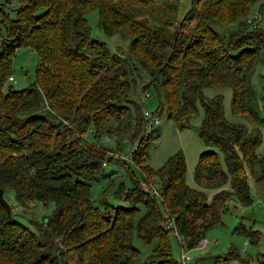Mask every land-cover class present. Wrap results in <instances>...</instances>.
Listing matches in <instances>:
<instances>
[{
  "label": "trees",
  "instance_id": "1",
  "mask_svg": "<svg viewBox=\"0 0 264 264\" xmlns=\"http://www.w3.org/2000/svg\"><path fill=\"white\" fill-rule=\"evenodd\" d=\"M255 2L264 18V0L0 5V188L10 211L0 204V264H135L133 234L152 243L140 264H177L169 234L180 250H190L219 222L229 198L251 203L247 175L264 180V105L250 84L255 66L264 64V29L245 22ZM92 11L104 37L127 39L124 52L91 36L86 15ZM18 47L36 56L33 83L2 91ZM150 89L156 100L150 113L158 121L146 125L144 104L131 95ZM223 89L231 120L223 113ZM198 107L195 133L204 148L190 185L179 150L156 167L146 158L161 114L181 129ZM124 144L127 184L102 170ZM104 176L99 208L89 185ZM233 231L258 241L240 223ZM215 259L238 254L229 250Z\"/></svg>",
  "mask_w": 264,
  "mask_h": 264
},
{
  "label": "rangeland",
  "instance_id": "2",
  "mask_svg": "<svg viewBox=\"0 0 264 264\" xmlns=\"http://www.w3.org/2000/svg\"><path fill=\"white\" fill-rule=\"evenodd\" d=\"M257 5V2L253 4L251 12L256 11ZM261 19L262 22L260 25L264 27V18L261 17ZM86 20L90 28L91 36L103 40L111 52L116 51L115 49H118V52H124L128 43L127 39L120 35L104 37L96 27V14L94 11L86 15ZM35 65L36 56L34 52L25 47L16 48L10 59L11 72L9 75H11L12 81L4 83L2 91H5L7 86H10L12 90H19L32 84ZM263 74L264 64L262 66L257 64L250 79L251 88L257 97V104L259 103L261 107L264 105V100L259 99V96L264 90V82L260 78ZM139 85L138 83V89ZM136 91L131 95L132 100L142 102L145 110L152 111L156 104L153 91L150 89L144 92L149 95V98H144L143 93L138 92V90ZM221 92L224 116L231 120L232 116L229 113V90L223 89ZM259 114H264V108H260ZM200 115L201 110L198 107L196 115L189 120V125L177 129L171 120L161 114L157 125L159 136L152 141L148 148L146 163L152 167H156L166 156L179 150L185 162L184 179L186 183L192 185L191 176L193 164L197 154L204 148L195 133V126L200 119ZM128 147V144H124L117 156L116 152H113V159L107 161L102 167L104 174H111L109 177L114 176L115 179L122 180L125 184H127L128 176L123 162L126 159L125 157H127L125 155L129 149ZM258 149L261 150L260 146ZM131 170H134L135 175H138L137 170L134 168H131ZM109 177H99L97 180L90 182L89 185L90 199L99 208L101 206L100 194L102 189L107 185ZM148 183L150 182H146L145 184ZM247 185L252 198L251 203L242 206L234 198H229L225 203L222 214L219 216V222L211 226L204 233L203 238L206 243L201 245L200 248L195 247L190 250L182 248V251L186 252L189 257L187 264H264V180H253L250 175H247ZM153 188L149 186L147 191L151 192ZM105 196L113 198L110 194ZM111 198H109V201L112 204L123 203L122 200H111ZM41 212V206L35 204L33 213L38 216ZM18 219L22 223L27 224L24 218L21 217ZM238 223L247 231L255 232L258 241L256 243L249 242L243 235L235 233L233 229ZM168 239L172 258L176 260L180 248L172 234H169ZM131 244L139 251V257L135 264H140L142 259L149 253L152 243L146 246L133 234ZM229 250L236 252L238 259L215 262L217 256L220 258L221 256H226Z\"/></svg>",
  "mask_w": 264,
  "mask_h": 264
},
{
  "label": "built area",
  "instance_id": "3",
  "mask_svg": "<svg viewBox=\"0 0 264 264\" xmlns=\"http://www.w3.org/2000/svg\"><path fill=\"white\" fill-rule=\"evenodd\" d=\"M178 3H183L186 0H177ZM11 4V0H0V5L1 6H9ZM254 21H256L257 26L261 27L262 29H264V27L262 25H260V23L262 22L261 16L259 14L256 13V11L251 12L249 15H247L245 17V22L247 23H253ZM12 78L11 75H8L6 77V82H11ZM147 96V93H144V97ZM142 116L144 118V121H146V125H149L150 123H155L158 121V117L151 114L149 111L147 110H143L142 111ZM151 193H155L157 194V191L153 188ZM204 243H206V241L204 240V238H201L199 240V242L197 243L198 248H200L201 245H203ZM189 262V257L187 255L186 252L180 250L179 254L177 256V264H187Z\"/></svg>",
  "mask_w": 264,
  "mask_h": 264
},
{
  "label": "water",
  "instance_id": "4",
  "mask_svg": "<svg viewBox=\"0 0 264 264\" xmlns=\"http://www.w3.org/2000/svg\"><path fill=\"white\" fill-rule=\"evenodd\" d=\"M0 204L1 206L4 208V211L7 215H9L10 211H9V205L7 203V201L5 200V198L2 196V190L0 188Z\"/></svg>",
  "mask_w": 264,
  "mask_h": 264
}]
</instances>
